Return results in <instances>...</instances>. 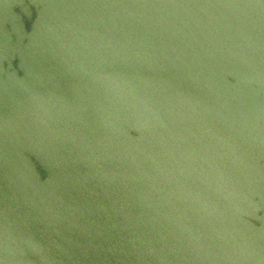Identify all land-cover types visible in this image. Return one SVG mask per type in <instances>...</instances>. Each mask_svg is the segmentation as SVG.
<instances>
[{
  "label": "water",
  "instance_id": "95a60500",
  "mask_svg": "<svg viewBox=\"0 0 264 264\" xmlns=\"http://www.w3.org/2000/svg\"><path fill=\"white\" fill-rule=\"evenodd\" d=\"M0 264H264V0H0Z\"/></svg>",
  "mask_w": 264,
  "mask_h": 264
}]
</instances>
